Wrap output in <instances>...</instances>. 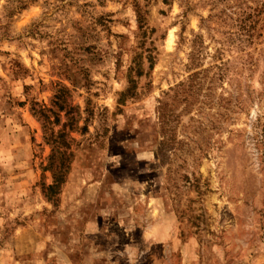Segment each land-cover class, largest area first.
I'll return each instance as SVG.
<instances>
[{"label":"rangeland","instance_id":"obj_1","mask_svg":"<svg viewBox=\"0 0 264 264\" xmlns=\"http://www.w3.org/2000/svg\"><path fill=\"white\" fill-rule=\"evenodd\" d=\"M0 264H264V0H0Z\"/></svg>","mask_w":264,"mask_h":264},{"label":"trees","instance_id":"obj_2","mask_svg":"<svg viewBox=\"0 0 264 264\" xmlns=\"http://www.w3.org/2000/svg\"><path fill=\"white\" fill-rule=\"evenodd\" d=\"M52 166V165H51ZM59 168L60 172H64V164H62L60 167H57L56 169ZM63 176V174H61ZM63 181V180H62ZM61 179L59 177L56 176V174L54 173V183L50 186V188H56L59 184L62 183Z\"/></svg>","mask_w":264,"mask_h":264}]
</instances>
